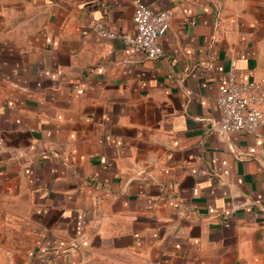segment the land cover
Wrapping results in <instances>:
<instances>
[{
	"label": "crops",
	"instance_id": "0c3cea01",
	"mask_svg": "<svg viewBox=\"0 0 264 264\" xmlns=\"http://www.w3.org/2000/svg\"><path fill=\"white\" fill-rule=\"evenodd\" d=\"M136 1L0 0V264H264V125L208 129L264 82V0H140L159 59Z\"/></svg>",
	"mask_w": 264,
	"mask_h": 264
},
{
	"label": "built area",
	"instance_id": "2783aa9c",
	"mask_svg": "<svg viewBox=\"0 0 264 264\" xmlns=\"http://www.w3.org/2000/svg\"><path fill=\"white\" fill-rule=\"evenodd\" d=\"M173 16V9L154 12L137 0L133 16L136 33L122 37L127 45L144 51L149 59L164 58L166 52L160 39L168 32ZM91 27L97 35L105 39L121 36L115 28L101 19L95 20ZM216 103L220 118L211 121L209 131L221 134L233 131L255 132L264 125L263 81L254 79L237 82L232 73L229 84L218 92ZM5 150V137L0 130V154Z\"/></svg>",
	"mask_w": 264,
	"mask_h": 264
}]
</instances>
